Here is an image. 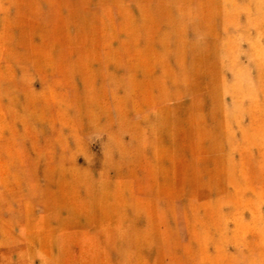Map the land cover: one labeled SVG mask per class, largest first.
<instances>
[{
  "label": "rangeland",
  "instance_id": "obj_1",
  "mask_svg": "<svg viewBox=\"0 0 264 264\" xmlns=\"http://www.w3.org/2000/svg\"><path fill=\"white\" fill-rule=\"evenodd\" d=\"M0 264H264V0H0Z\"/></svg>",
  "mask_w": 264,
  "mask_h": 264
}]
</instances>
